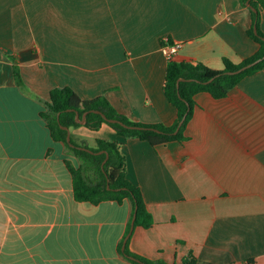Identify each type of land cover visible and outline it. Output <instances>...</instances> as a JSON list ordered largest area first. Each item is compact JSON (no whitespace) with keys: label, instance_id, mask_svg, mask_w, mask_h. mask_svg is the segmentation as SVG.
<instances>
[{"label":"crops","instance_id":"obj_1","mask_svg":"<svg viewBox=\"0 0 264 264\" xmlns=\"http://www.w3.org/2000/svg\"><path fill=\"white\" fill-rule=\"evenodd\" d=\"M249 6L0 0V264H132L119 247L133 205L75 199L66 161L74 168L79 161L41 115L50 91L70 87L84 100L105 95L132 121L171 125L176 109L163 90V40L182 43L178 61L217 70L223 58L239 63L259 49L247 34ZM259 27L264 33L262 9ZM194 99L185 142L123 141L126 178L155 221L134 227L129 249L167 263L192 253L199 264H264V69L224 98L201 92ZM80 125L69 129L79 144L122 141L106 123Z\"/></svg>","mask_w":264,"mask_h":264},{"label":"trees","instance_id":"obj_2","mask_svg":"<svg viewBox=\"0 0 264 264\" xmlns=\"http://www.w3.org/2000/svg\"><path fill=\"white\" fill-rule=\"evenodd\" d=\"M240 3L242 5L249 3L256 10L251 11L252 25L247 34L259 44L258 51L239 63L223 58V68L220 70L212 69L200 62L192 63L178 61L174 58L169 59L163 90L168 102L176 109V119L171 125L144 124L132 121L119 113L105 95L84 100L70 87L53 88L50 91L49 102L41 115L50 129L53 139L62 142L67 153L79 161L78 168H74L70 161H66L72 176L74 196L77 201L91 204L114 201L120 204L128 199L133 205V211H136L135 227L148 229L154 225V217L146 207L140 188L130 183L126 178V156L123 152V141L136 138L148 142L153 147L170 142H185L188 139L185 133L186 126L197 105L194 99L196 94L208 92L216 99L224 98L242 79L264 69V59H262L264 57V33L259 27L260 10H264V0H240ZM169 42L171 41L169 40ZM258 59L262 60L239 74H226V72L238 70ZM11 61L15 79L19 85H23L18 64L13 57H11ZM180 78L185 81H181L177 87V81ZM212 78L214 79L208 82ZM93 110L100 111L108 119L120 121L128 127H140V129H131L123 127L119 123L107 122L100 114L92 112ZM85 112H88L84 124L87 128L98 130L103 123H106L117 132L122 141L120 139L111 141L97 139L94 146H89L85 143L79 144L71 138L72 145L68 143L67 131L61 126L68 129L81 126L76 122L75 116L78 113L82 117ZM184 117L185 120L180 129L174 134ZM107 155L108 159L102 165ZM129 228L130 225L128 231ZM121 246L122 243L119 252L126 258L134 257L140 261L130 259L132 264H177L162 260H150L131 252L129 239L123 252H121ZM181 264L199 263L193 254L189 253L183 258Z\"/></svg>","mask_w":264,"mask_h":264},{"label":"water","instance_id":"obj_3","mask_svg":"<svg viewBox=\"0 0 264 264\" xmlns=\"http://www.w3.org/2000/svg\"><path fill=\"white\" fill-rule=\"evenodd\" d=\"M249 7H250V9H251L252 11H256V10H255L254 8H252L251 6H249ZM262 59H264V57H263ZM262 59H258V60L254 61V62H252V63H250V64H248V65H245V66L241 67V68L238 69V70L230 71V72H226V74H227V75H235V74H239V73H241V72L247 70L248 68H251L252 66L256 65V64H257L259 61H261ZM213 79H214V78L210 79L208 82H211ZM181 81H185V79H183V78L178 79V81H177V87H179V83H180ZM92 112H95V113H97V114H100V115L102 116V118H103L105 121H107V122H110V123H119V124H120L121 126H123V127H128V126H126L124 123H122V122H120V121L112 120V119H108L103 113H101V112L98 111V110H93ZM87 114H88V112H85V113L82 115V117H80V115H79L78 113H76V116H75V120H76V122L79 123V124H85V122H86V115H87ZM58 115H59V114H58ZM184 120H185V117H184V118L180 121V123L178 124V127H177L176 130L174 131V134H176V133L178 132V130L180 129V127H181L182 123L184 122ZM61 127H62L64 130L67 131V142L71 144L70 130H69L67 127H65V126H61ZM128 128H131V129H140V127H135V126H134V127H128ZM71 145H72V144H71ZM88 151H90V150H88ZM90 152H91V151H90ZM99 153H103V152H99ZM107 159H108V155L106 156V159H105V161L103 162L102 165H104V163L107 161ZM135 220H136V211H134V214H133V217H132V220H131L129 233L127 234V236H126L125 239H124L123 246H122V251H124V249H125V244H126V242H127L128 238H129L130 234L132 233V231H133V229H134V227H135ZM130 259H131V260H134V261H137V262H140L139 260H137V259L134 258V257H130Z\"/></svg>","mask_w":264,"mask_h":264},{"label":"built area","instance_id":"obj_4","mask_svg":"<svg viewBox=\"0 0 264 264\" xmlns=\"http://www.w3.org/2000/svg\"><path fill=\"white\" fill-rule=\"evenodd\" d=\"M181 46L182 43L173 41L169 42V40L166 38L163 40V44L161 45V51L164 56L169 60L175 57Z\"/></svg>","mask_w":264,"mask_h":264}]
</instances>
